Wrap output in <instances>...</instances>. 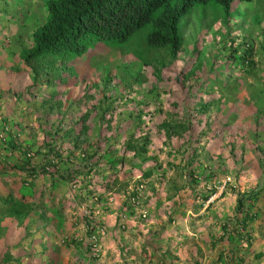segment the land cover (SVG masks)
Masks as SVG:
<instances>
[{"label": "crops", "instance_id": "0c3cea01", "mask_svg": "<svg viewBox=\"0 0 264 264\" xmlns=\"http://www.w3.org/2000/svg\"><path fill=\"white\" fill-rule=\"evenodd\" d=\"M5 86L0 82V136L4 134L0 138V192L26 203L27 211L22 217L5 214L0 218V264H13L15 257L24 264H264V172L249 173L236 186L230 176L207 175L209 167L204 166L205 172L192 183L182 167L178 175L166 172L172 158L162 165L154 161L149 176L140 172L125 176L133 181L142 176L157 183L155 191L144 193L147 207L142 202L129 205L130 185L127 188L120 175V166H129L128 162L115 167L100 163L84 174L89 166L80 163L78 152L85 146L86 134H92L87 140L97 137V125L84 133L78 126L60 128L62 119H57L47 127L42 117L47 105L40 107L38 96L32 103L27 97L14 99ZM4 125L10 130L2 131ZM107 131L110 137L105 131L100 151L106 149L112 157H120L125 129L115 125ZM10 133L39 150L29 157L34 172L24 167L20 150L4 139ZM45 141L56 147L57 164L42 170L45 158L40 147ZM174 162L177 167L185 164L181 157ZM249 193L251 198L244 196L243 207L237 210L239 194ZM96 195L104 197L100 207L93 203L91 196ZM107 195L116 199L115 206L108 204ZM86 206L106 226L97 256L85 246ZM141 210L147 211L144 216ZM122 216L125 221L120 227ZM65 234L77 243L64 241Z\"/></svg>", "mask_w": 264, "mask_h": 264}, {"label": "rangeland", "instance_id": "374dc122", "mask_svg": "<svg viewBox=\"0 0 264 264\" xmlns=\"http://www.w3.org/2000/svg\"><path fill=\"white\" fill-rule=\"evenodd\" d=\"M45 13L44 0H0V82L5 83V87H9L15 95L25 97L39 84L41 89L45 88L47 77L55 79L52 87L54 94L48 87L39 93L51 102L44 109V115L41 112L47 127H51L57 119H62L64 124L84 123L94 127L102 107L107 106L104 118H110V121L107 123L104 120V127L107 124L111 127L117 125L124 128L126 134L136 122L132 115H139L140 124L136 125L140 130L135 128V131L147 132L150 138L148 153L155 159L145 162L140 168L125 164L120 169L127 188L130 185L129 190L134 188L136 179H143L139 202L146 203H143L144 193L147 189L155 191L157 183H150L142 176H137L134 181L125 176L141 173L142 168L154 165V161L162 165L172 158L171 163L174 164L175 160L179 161L184 144H187L188 156L194 154V166L182 167L188 177L191 176L189 169L193 170L197 161L209 167L214 177L236 179V186L242 184V179H247L245 177H250L249 173L264 172V0H232L228 18L213 3L195 5L181 19L179 31L182 45L177 59L172 60L161 49L147 48L143 27L123 45L104 47L93 44L75 59L65 53L56 60L50 56L42 58L36 64L39 72L34 84L35 76L22 60V46L30 41L32 30L42 22ZM239 42L251 45L252 62L248 68H239L236 60L224 64L228 65L224 68L227 75L221 79L227 81L228 88H220V84L216 83L211 85V82H204L201 88H188L191 77L185 80L183 89L174 82L173 75L186 66L187 59L190 62L193 59L192 65H195L208 61L212 56L216 66L223 62L222 55L228 53L226 51L230 46ZM194 47L198 51H193ZM139 54L150 63L140 64L136 58ZM239 57L237 53L236 59ZM160 62L165 64L160 67L157 77L154 66H160ZM139 65L140 81L133 76ZM207 68L208 65L204 64L198 70L205 73ZM64 77L65 81L62 80ZM32 84V89L28 90ZM151 85H154V92L147 89ZM203 103L205 107L200 108ZM157 107H161L160 113H165L166 117L185 120L190 124L188 130L181 136L178 134L170 140L165 139L164 132L157 127L164 115L151 113ZM85 115L88 117L85 118ZM107 129L104 130L110 137ZM126 153L130 155L131 152ZM173 164H167L166 172L178 175L180 166ZM193 172L198 179V170ZM193 187L196 188V185L193 184ZM106 200L109 205L115 206L116 199L107 195ZM148 200L150 202L152 198ZM93 201L97 207L101 206L98 200ZM111 201L112 204L109 203ZM131 204L135 206V203ZM120 218L121 227L125 216Z\"/></svg>", "mask_w": 264, "mask_h": 264}, {"label": "trees", "instance_id": "16d2710c", "mask_svg": "<svg viewBox=\"0 0 264 264\" xmlns=\"http://www.w3.org/2000/svg\"><path fill=\"white\" fill-rule=\"evenodd\" d=\"M231 2L232 0H44L46 9L45 17L42 22L32 30L30 41H27L23 44L22 60L30 68L32 74L35 76L33 82L36 84V76L39 72L36 64L42 58L50 56L56 60L63 57V53H65L75 59L76 57L82 55L85 50H87V48L93 44H102L104 47L123 45L128 43L135 32L143 27L146 29L143 35L145 46L152 49H161L164 51V53H168L170 58L174 60L179 57L178 54L182 45V36L179 31L181 19L189 13L191 8L198 4L213 3L219 6L225 18H228L231 12ZM251 50V45L245 42H239L238 45L230 46L229 50L226 51L228 53H226L225 56L222 55V60L224 63L221 61L216 66L213 65V60L215 57L212 56L208 61L201 64L195 63V65H192L193 59L191 62L189 59H187L188 63L185 65H188L189 67L187 68L186 66H183L180 68L173 75V80L179 86H181L179 87L180 89L184 88L183 86L185 85V80L190 77V85L188 88H201L204 82H211V85L212 83H216L220 84V88H228L227 81L225 80L224 82L221 79L227 75L226 69L224 68L228 65L224 64L230 62L231 60H236V66L239 68H248L252 62V57L250 55ZM193 51L196 52L198 50L196 47H194ZM237 53L240 55V60L236 59ZM136 58L137 60H140V64L142 63L145 65L150 63L140 54L137 55ZM158 64H160V66H154V73L157 77H159V72L161 70L160 67L165 63L160 62ZM204 64L208 65L205 73H203L201 70H198V68L202 67ZM40 66H42V64H40ZM139 69L140 65L133 75L138 81L141 79ZM64 79L65 77L62 80ZM47 80L49 85L46 81V87L49 88L51 94H54V89H52V87L54 85L55 79H51L49 76L47 77ZM40 86L42 85L39 84L38 87L33 89V92L26 94L25 97L30 99L29 102L32 103L38 101L35 100V97L38 96L37 99H39L40 107H42V105L50 106V99L39 95V93L42 92ZM32 87L33 84L28 87V90H31ZM45 88L42 87L43 90H45ZM233 88H235V86H233ZM147 89L150 92L155 91L154 85L149 86ZM9 96H14V99H25L23 95H15L13 91ZM204 107L205 104H201L200 108ZM106 108L107 106L102 107V113L96 119L97 126L99 127L97 137L92 140H87L89 136L87 137L86 134V142L84 143L85 146L81 147L78 152L80 163L84 161V163L89 166L84 174H87L88 171L93 168H98L100 163H103L100 164L101 166L115 167L117 164L121 165L123 162H128L131 168L134 166L140 168L144 162L154 160L155 157L148 153V143L150 142V138L147 135V132L144 131L137 133L135 131V128L137 131L140 130L136 125L137 123L138 125L140 124L138 121L139 115H132V118H135L136 122L132 126L133 128L130 127L128 129V133H126L123 138V146L120 157H112L109 154V151L106 149L100 151L99 142L105 133L104 129L111 128V125L109 124H107L106 127L103 125L104 120H106L107 123L110 121V118H104ZM161 111V107H157V110H153L151 113L154 114L158 112L159 116H162L165 113L162 114L160 113ZM87 117L88 116L85 115V118ZM85 118L83 117L84 120ZM160 118L161 122L159 123V126L157 125V127L164 132L165 139L170 140L173 135L178 134L181 136L185 131L188 130L187 128L190 126V124L186 123L185 120L182 121L173 116L166 117L164 115ZM65 125L69 126L65 127L64 129H69L73 126L82 127L81 129H83L82 131L84 133L87 131L86 128H88V126L84 123L81 125H76L75 123L64 124L63 121L60 122L59 127L63 128ZM56 128H58L57 125ZM9 130V125L3 126L2 131ZM3 136L4 134L1 133L0 138ZM4 139L8 141L13 149L17 148L20 150L22 155L21 160H23L24 167L26 169H30L31 172H34L33 163L29 157L36 154V152L39 150L34 149L31 145L23 144V142H21L15 135H12L11 133L7 137H4ZM81 142L83 143L84 140H81ZM87 145H90L91 148H86ZM40 150L43 157L45 158L41 164L42 170H46V166L53 165L56 167V147L51 145L50 141H45L43 145H41ZM187 151V144H184L180 152V157L185 160V164L183 163V165L180 167L194 166V154L191 153L190 156H188ZM126 152L131 153L130 155H127ZM196 164L197 165L193 168V170L189 169L191 175L189 178L192 183H196L197 181V177L195 176L196 174L193 171L198 170L199 174L200 172H205L204 165L201 166L202 163L200 161H197ZM12 166L14 167V163ZM154 166L156 165L146 167L145 169L142 168L141 175L143 177L149 176L153 172ZM122 167L123 165L120 166V168ZM2 172L3 170H0V173ZM212 173L213 172L210 170L207 171V175H212ZM135 191L136 189L131 190L130 193L134 194ZM244 196L248 199L251 198L250 193L246 195L239 194L237 199V210H240L243 207V199L245 198ZM95 198L99 202H103L104 200V197L101 198L99 195H96ZM126 200L129 205H132L130 203L131 194H128ZM26 208V203L20 202V200H17L16 197L5 195L0 192V218L5 214L15 217H22L27 211ZM247 214L248 217L251 218L250 214L245 212V215ZM85 217H87V220H89L88 216ZM93 229L94 225L87 227V233H90ZM68 237V234L63 235V240L69 243L75 240ZM74 242H76V240ZM85 246H87V243ZM11 261L13 264H21L19 258L17 257L12 258ZM4 262H6V260ZM26 264H42V262H27Z\"/></svg>", "mask_w": 264, "mask_h": 264}, {"label": "built area", "instance_id": "2783aa9c", "mask_svg": "<svg viewBox=\"0 0 264 264\" xmlns=\"http://www.w3.org/2000/svg\"><path fill=\"white\" fill-rule=\"evenodd\" d=\"M143 187H144V181L140 180L137 182V184L135 185V193L132 194L129 191V194H131V201L132 203L137 204L139 202L140 196H141V192L143 191ZM135 189H131V190H135ZM142 211V215L144 216L146 214V211L141 210ZM83 216H88L89 220H86V228L90 227L91 225H94V229L88 233L87 235V246L90 248V254L92 256H97L100 254L101 249H102V236L105 233L106 227L98 220H96L93 216H92V212L91 209L88 207H84L83 208Z\"/></svg>", "mask_w": 264, "mask_h": 264}, {"label": "clouds", "instance_id": "9594fccd", "mask_svg": "<svg viewBox=\"0 0 264 264\" xmlns=\"http://www.w3.org/2000/svg\"><path fill=\"white\" fill-rule=\"evenodd\" d=\"M198 5H200V4H198ZM196 6H197V5H196ZM194 7H195V6H194ZM192 8H193V7H192ZM192 8H191V9H192ZM190 11H191V10H190ZM190 11H189V12H190ZM185 16H186V15H185ZM185 16H184V17H185ZM145 30H146V29H145ZM144 33H145V31H144ZM136 180H137V182H138V181L143 180V179L141 178V179H136ZM137 182L135 183V185L137 184ZM133 187H135V186H133ZM131 189H134V188H131ZM131 189H130L129 191H131ZM129 191H128V194H129ZM92 198H93V200L96 199L95 196H92ZM130 203H132V201H131Z\"/></svg>", "mask_w": 264, "mask_h": 264}]
</instances>
